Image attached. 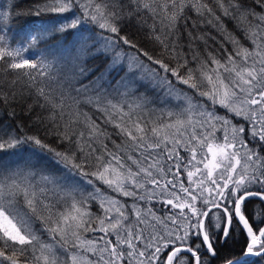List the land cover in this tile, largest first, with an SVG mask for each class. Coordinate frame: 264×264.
I'll list each match as a JSON object with an SVG mask.
<instances>
[{
  "label": "snow or ice",
  "instance_id": "6c2138e0",
  "mask_svg": "<svg viewBox=\"0 0 264 264\" xmlns=\"http://www.w3.org/2000/svg\"><path fill=\"white\" fill-rule=\"evenodd\" d=\"M0 72V264L264 261V0L9 2Z\"/></svg>",
  "mask_w": 264,
  "mask_h": 264
},
{
  "label": "trees",
  "instance_id": "16d2710c",
  "mask_svg": "<svg viewBox=\"0 0 264 264\" xmlns=\"http://www.w3.org/2000/svg\"><path fill=\"white\" fill-rule=\"evenodd\" d=\"M9 2L18 3L20 5V10L27 11V10L33 8L37 4L44 3V0H0V8H2L3 6H6L7 3H9ZM34 24H38V21L34 20V18L21 17V19L16 21V25H17L16 31H17L18 34H20L24 30H26L27 28L32 27ZM229 28L230 29L232 28L231 24H229ZM205 30L209 31L212 35H217V33L214 30L210 29V28L205 29ZM125 31L130 33L133 36V38L138 43L142 44L143 46L151 48L150 42H148L145 39L144 32L143 31H138L134 24L133 25H129L125 29ZM237 34L239 35V33H237ZM17 38H19V35H18ZM218 39H219V37H218ZM209 43L212 44L211 41H209ZM216 46L217 45L213 44V47H216ZM228 47L230 48L231 46L228 45ZM25 55H28V56H31V57L35 58L36 56L39 55V53L35 49H33L31 53H27ZM3 76H5V74L0 72V77H3ZM16 110H17V112H20V108L19 107H17ZM219 114L223 115L224 114L223 110H219ZM17 123H23L24 124L23 131L25 133H27L29 135L36 134V129H34V128H32L30 126V122L26 118L22 119V120L18 119L17 121L0 120V124H10L12 128H15ZM40 134L43 135L42 132ZM53 146H56L55 143H53ZM24 155L27 156L28 155L27 152H25ZM0 156L3 157V162L4 163H9V162L16 161V160L19 159L18 156H14V155L4 156L3 154H0ZM22 162L23 161H21V163ZM127 202L130 204L131 200H128ZM90 208H91V211L95 215H100L101 214V210H100L98 204L93 203L90 206ZM242 244H243V237L241 235H239L238 233H233V239L230 240L228 242V244L224 246L223 252L225 254L228 253L229 251L234 252V253H238L240 248H241V246H242ZM5 264H6V262H5ZM217 264H218V262H217ZM260 264H264V261L260 262Z\"/></svg>",
  "mask_w": 264,
  "mask_h": 264
}]
</instances>
